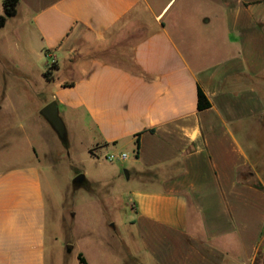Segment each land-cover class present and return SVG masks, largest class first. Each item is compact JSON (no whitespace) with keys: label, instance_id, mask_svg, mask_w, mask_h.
Returning <instances> with one entry per match:
<instances>
[{"label":"crops","instance_id":"crops-1","mask_svg":"<svg viewBox=\"0 0 264 264\" xmlns=\"http://www.w3.org/2000/svg\"><path fill=\"white\" fill-rule=\"evenodd\" d=\"M21 14L26 51L56 55L46 104L92 131L93 155H127V248L92 262L264 264V0H19ZM122 23L144 29L128 66L94 50ZM58 228L42 167H0V264H67Z\"/></svg>","mask_w":264,"mask_h":264},{"label":"rangeland","instance_id":"rangeland-1","mask_svg":"<svg viewBox=\"0 0 264 264\" xmlns=\"http://www.w3.org/2000/svg\"><path fill=\"white\" fill-rule=\"evenodd\" d=\"M3 7L0 0V14ZM29 18L27 14L9 17L0 28V167L31 162L42 167L49 216L60 226L56 237L60 236L67 264H80V251L92 262L96 249L127 248L132 216L127 181L117 175L119 159L109 161L108 154L89 152L92 131L76 124L67 130L68 143L64 144L41 115L55 88V71H50L49 79V58L38 60L26 51L21 26ZM140 31L136 24L118 25L107 40L95 45L96 56L124 66L132 64V44L144 33ZM124 150L131 156V149ZM125 170L122 167V174ZM81 172L87 184L73 185ZM49 241L51 246V236ZM123 262L135 264L127 254Z\"/></svg>","mask_w":264,"mask_h":264},{"label":"water","instance_id":"water-1","mask_svg":"<svg viewBox=\"0 0 264 264\" xmlns=\"http://www.w3.org/2000/svg\"><path fill=\"white\" fill-rule=\"evenodd\" d=\"M41 115L50 123L52 128L58 134L59 138L64 144L68 143V136H67V129L66 125L60 115L59 106L56 101H51L43 109L40 111ZM127 174L128 171L125 170ZM87 178L84 173L77 174L73 179V185L75 186H82L87 184ZM67 248L71 250L73 247L72 245H68Z\"/></svg>","mask_w":264,"mask_h":264},{"label":"trees","instance_id":"trees-1","mask_svg":"<svg viewBox=\"0 0 264 264\" xmlns=\"http://www.w3.org/2000/svg\"><path fill=\"white\" fill-rule=\"evenodd\" d=\"M19 0H3V6H4V13L0 14V28L5 26L7 20L9 17H13L17 14V8H18ZM56 64V63H55ZM55 65H53L54 67ZM52 67V68H53ZM50 71L48 70L46 72V75H48V78H51ZM72 83H65V86H70ZM211 106V103L204 93V91L199 87L198 89V109L203 110L206 108H209ZM138 144V140H137ZM139 147V145H137ZM78 259L80 264H88V261L84 254L80 252L78 254Z\"/></svg>","mask_w":264,"mask_h":264},{"label":"built area","instance_id":"built-area-1","mask_svg":"<svg viewBox=\"0 0 264 264\" xmlns=\"http://www.w3.org/2000/svg\"><path fill=\"white\" fill-rule=\"evenodd\" d=\"M48 58L50 61L48 60L47 66H48V69L50 70V69H52L53 65H55V63H56V55L51 53L48 55ZM126 156H127L126 153H120L119 155L110 154L107 156V158L109 161H114L115 159H123Z\"/></svg>","mask_w":264,"mask_h":264}]
</instances>
